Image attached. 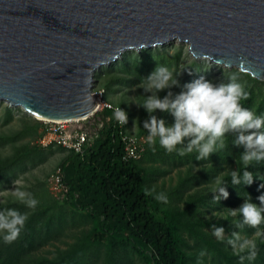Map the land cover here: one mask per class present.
Wrapping results in <instances>:
<instances>
[{"label": "trees", "instance_id": "1", "mask_svg": "<svg viewBox=\"0 0 264 264\" xmlns=\"http://www.w3.org/2000/svg\"><path fill=\"white\" fill-rule=\"evenodd\" d=\"M185 48L179 45L174 54H170L169 46L129 52L119 62L96 73L97 87H104L108 101L121 93H126V99L133 90L140 88L138 107L132 113L125 109V101L120 105L128 112L129 130L139 136H148L144 122L150 119V114L139 104L152 93L143 91L139 85L158 66L168 67L178 81L177 86L158 93L161 99L169 93L170 98L175 99L186 90V85L201 77L214 86L228 83L227 76L235 72L250 94L249 99L242 102L243 107L264 116V81L224 67H220L223 76L213 77L197 60L185 66V72L180 74ZM154 115L167 126L175 122L170 113L157 111ZM94 118L99 121L95 128L99 123L103 126L96 130L91 147L82 154L58 147L68 152L60 165L64 182L70 189L69 198L63 203L68 209L60 207L57 213L51 214L49 211L29 213L22 204L0 205V210L15 208L28 214L25 228L15 241L5 244L0 239V264H132L131 255L145 264H240L231 247L212 235L214 227H222L226 238L234 232L242 239L257 236V229L245 226L241 230L231 222L240 219L232 217L229 209H238L244 203L241 196L247 198L248 192L258 206V198L264 196V161L251 162L250 167L245 168L240 159L244 148L233 143L237 133H229L225 148L206 160H197L195 151L185 156L168 153L156 138L155 151L147 143L142 159L126 162L113 113L105 109ZM14 120L13 110L5 109L3 125L8 126ZM41 125L42 121H37L13 135H0V149L10 148L7 156H0V194L26 172L30 164L45 162L46 150L54 148L17 146L26 139H36ZM176 170H185V174H180L174 188L165 191L156 186L159 180ZM245 170L254 174V183L248 187L232 185L231 172L238 171L242 175ZM217 177L229 193L227 199L219 202L212 193L217 188ZM152 189L164 192L169 203L156 201L148 194ZM203 210L225 212L228 216L208 221L201 217ZM68 228L81 230L73 244L58 250L53 258L37 256L51 242L60 241ZM255 243L258 254L252 264H264V231ZM205 250L207 254L200 257L199 253Z\"/></svg>", "mask_w": 264, "mask_h": 264}, {"label": "water", "instance_id": "2", "mask_svg": "<svg viewBox=\"0 0 264 264\" xmlns=\"http://www.w3.org/2000/svg\"><path fill=\"white\" fill-rule=\"evenodd\" d=\"M173 42L264 81V0H0V102L86 120L101 109L98 71Z\"/></svg>", "mask_w": 264, "mask_h": 264}, {"label": "clouds", "instance_id": "3", "mask_svg": "<svg viewBox=\"0 0 264 264\" xmlns=\"http://www.w3.org/2000/svg\"><path fill=\"white\" fill-rule=\"evenodd\" d=\"M141 45L139 48H145ZM217 66L232 68L215 60ZM228 83L214 86L203 77L186 85V90L171 99V93L163 99L158 93L177 86L178 81L173 71L165 66H158L147 78L143 79L139 87L152 95L145 97L139 104L150 114V119L144 122L147 130V142L155 151L156 138L159 146L168 153H176L179 156L197 153V160H206L216 155L225 148V139L229 133H237L233 143L243 146L244 152L240 159L245 168L250 167L251 162L264 161V116L256 115L252 110L243 107L244 101L249 99V92L243 83L239 82V75L235 72L227 76ZM170 113L174 117V124L167 126L162 119H157L155 112ZM115 119L126 125L127 113L119 107L115 111ZM254 174L245 170L241 175L238 171L231 172V184L245 187L251 186L255 181ZM20 181H14V186ZM217 188L212 193L215 201L227 199L229 193L225 184L216 178ZM15 200L29 210H35L39 201L31 192L15 187L11 191ZM153 198L168 204V196L164 192H156L152 189L148 192ZM244 203L238 209H229L231 216L240 217L231 221L241 230L245 226L257 229L255 235L264 231V196L259 197V206L252 202L251 195L247 192V198L241 196ZM28 220L27 212L21 213L15 208L0 210V239L5 244L12 243L21 234ZM212 235L221 243L229 245L235 255L239 257L240 264H252L258 254L256 243L252 239H242L238 232L231 237H225L222 227H214ZM207 254L206 250L199 253L200 257Z\"/></svg>", "mask_w": 264, "mask_h": 264}, {"label": "rangeland", "instance_id": "4", "mask_svg": "<svg viewBox=\"0 0 264 264\" xmlns=\"http://www.w3.org/2000/svg\"><path fill=\"white\" fill-rule=\"evenodd\" d=\"M181 45L177 42H173L170 44H166L164 46H169L170 49V54H174L177 50V47ZM182 46V45H181ZM186 47V45H184ZM158 47V46H157ZM156 47V48H157ZM186 53H185V58L183 59L182 65L184 67L180 68V74H183L185 72V66L189 65L192 63L193 60H197V62L201 63L204 65V67L207 69V71L213 76V77H221L223 76L224 72L220 69L221 66H217L214 63H211L205 59H195L189 52L187 47L185 48ZM135 51V50H134ZM134 51H128L122 55V57L117 61L119 62L123 56L129 52H134ZM204 60V61H203ZM115 62V63H117ZM112 63L111 65L115 64ZM110 65V66H111ZM109 67V66H104ZM102 68V69H103ZM101 69V70H102ZM100 70V71H101ZM232 70V69H231ZM239 71V70H238ZM241 72V71H240ZM97 87V83L95 85ZM101 87V86H100ZM104 88V87H101ZM139 89H135L132 91V93L127 96L126 99H124V95L126 93H121L119 95H115L112 99L111 102L115 104L121 105L122 101L126 102L125 104V109L129 111L130 113L133 112L135 108L138 107V96H139ZM144 91V89H143ZM12 109L13 114H14V122H12L8 126L3 125V117H4V111L5 109ZM38 120H36L34 117L30 116L27 114L24 110L21 108H13L7 103L0 102V135H13L19 131H21L25 125L28 127L33 126ZM95 121L92 118L91 120H88L83 123V126L91 128L92 125H94ZM45 125L42 122V125L40 126V134L42 133V130L44 129ZM134 131H137L135 127H133ZM36 139H26L19 144H17L18 147H29L30 149L34 148H40L41 145L39 143V138L41 135ZM10 148H4L0 149V156L4 157L7 156L10 153ZM51 151V152H50ZM68 152L67 151H62L58 147H54L53 149H48L45 152V156L47 157L46 161L41 163V164H30L28 170L26 172H23L20 174V177L17 179L20 181L19 184L14 186V183L5 191H3L0 194V205H6L8 203H18V201L15 200V197L12 195L11 191L15 190V187L31 192L33 196L39 201V204L35 210H29V213L32 212H42V211H49L48 214L51 213H57L58 210H60V207H64L68 209L69 207L66 206L63 203H58L55 194L51 190L50 186L47 183L48 177L54 173L58 168H60V165L62 161L67 157ZM180 174L182 176L185 174V170L182 171H174L171 173L169 176L166 178H163L159 180L156 183V186L159 188L164 189L165 191L171 190L174 188L180 178ZM16 180V181H17ZM203 215L201 216L202 219L204 220H217L219 218H224L228 216L225 212H216V211H208V210H203ZM231 215V214H230ZM233 217V216H232ZM81 235V230L77 229H72L68 228L65 232V235L62 237L60 241H54L51 242L48 246L43 248L37 253V256L39 257H48V258H53L57 254L58 250H65L67 249L71 244H73L77 237ZM227 237V235H225ZM259 235L251 238L254 242L257 240ZM217 239V238H216ZM130 260L132 264H145L142 260L139 258L131 255ZM204 264V263H200ZM206 264H211L210 262Z\"/></svg>", "mask_w": 264, "mask_h": 264}, {"label": "built area", "instance_id": "5", "mask_svg": "<svg viewBox=\"0 0 264 264\" xmlns=\"http://www.w3.org/2000/svg\"><path fill=\"white\" fill-rule=\"evenodd\" d=\"M93 92L101 100L100 111L107 109L114 115L115 111L121 107L119 104H115L105 99L106 90L104 88L95 87ZM126 113L128 115V112ZM94 116L86 120L79 121H42L45 127L41 137L39 138L40 145L45 148L63 147L75 154H82L87 147H91L93 145L96 138V130L102 128L103 126V124L99 123L97 128H95V125L99 121H96ZM92 118L95 123L91 128L83 126L84 122L91 120ZM115 121L120 130V137L124 145V161L131 162L142 159L147 148V137L139 136L135 132L129 130L127 128V124L123 125L116 119ZM47 183L55 194L57 201L64 203L68 200L70 189L64 182V176L61 168H58L48 177Z\"/></svg>", "mask_w": 264, "mask_h": 264}, {"label": "bare ground", "instance_id": "6", "mask_svg": "<svg viewBox=\"0 0 264 264\" xmlns=\"http://www.w3.org/2000/svg\"><path fill=\"white\" fill-rule=\"evenodd\" d=\"M205 60H207V59H205ZM207 61H209V60H207ZM209 62H211V61H209ZM212 63V62H211ZM4 103H7L6 101H3ZM8 105H10L9 103H7ZM26 112V111H25ZM27 113V112H26ZM28 114V113H27ZM30 115V114H29ZM33 117V116H32ZM36 120H38V121H47V120H42V119H39V118H37V117H34ZM49 122V121H48Z\"/></svg>", "mask_w": 264, "mask_h": 264}, {"label": "crops", "instance_id": "7", "mask_svg": "<svg viewBox=\"0 0 264 264\" xmlns=\"http://www.w3.org/2000/svg\"><path fill=\"white\" fill-rule=\"evenodd\" d=\"M110 101H111V99H110Z\"/></svg>", "mask_w": 264, "mask_h": 264}]
</instances>
